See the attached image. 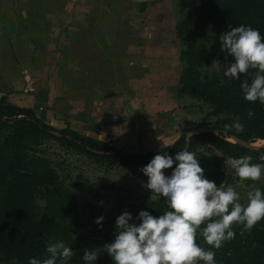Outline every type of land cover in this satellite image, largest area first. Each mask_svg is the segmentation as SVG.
Instances as JSON below:
<instances>
[{
	"label": "trees",
	"instance_id": "16d2710c",
	"mask_svg": "<svg viewBox=\"0 0 264 264\" xmlns=\"http://www.w3.org/2000/svg\"><path fill=\"white\" fill-rule=\"evenodd\" d=\"M28 1L25 6L32 9L41 23L54 8L45 6L48 0ZM171 1L137 3L138 13L134 19L158 33L152 39L153 44H158V51L148 50L147 53L158 52L156 55L161 54L164 61L150 65L149 70L155 72L158 66L167 68L158 75L173 77L169 94L176 99L196 102L183 108L187 113L198 110L203 114V108L207 111L196 125L181 117L172 131L178 137L166 150L130 153L113 147L111 141L81 135L68 126L55 129L44 123L34 109L10 103L7 95L0 97V264H28L30 257L46 258L47 244L57 240L64 241L74 251L68 264H84L85 249L92 248H100L96 264H112L102 247L114 239L119 215L128 211L135 219L142 210L154 216L168 210L165 198L149 199L151 190L145 187L148 178L140 171L157 153L174 156L187 146V150L200 159L205 177L215 181L217 186L231 185L238 191L237 186L243 184L264 190V177L255 182L241 180L227 164L229 157L245 155L252 157V163H264V146L249 148L230 140L235 137L248 145L264 140V104L244 99L240 88L246 78L244 75L240 80H228L209 70L217 54L221 65L233 62V58L221 50L218 39L227 30L244 24L259 29L264 35V0H200L177 23L172 19ZM99 15L89 13L87 17ZM141 15V19H137ZM125 24L130 26L129 20H125ZM140 27L135 30L143 33ZM44 32L37 28L32 31L36 36L30 39L41 53L45 51L40 43V34ZM139 42L142 45L139 51H143V42ZM168 68L169 74L165 72ZM249 111L253 115L249 116ZM237 122L243 125L242 131L236 130ZM196 130L205 131L192 134L187 142V134ZM55 146L65 158L56 151L54 155L59 158H52L49 150ZM67 156L83 158L106 173L113 169L124 170L129 177L142 178L145 184L96 187L88 178L73 181L69 171L66 172ZM171 171L166 170L167 174ZM79 194H82L80 198ZM107 197L114 201L115 214L113 210L106 212L103 207V199ZM100 216L104 219L98 225L95 221ZM233 230L235 238L213 249L217 264H264V220L251 230L244 229L243 225H233ZM197 243L210 247L199 235Z\"/></svg>",
	"mask_w": 264,
	"mask_h": 264
},
{
	"label": "crops",
	"instance_id": "0c3cea01",
	"mask_svg": "<svg viewBox=\"0 0 264 264\" xmlns=\"http://www.w3.org/2000/svg\"><path fill=\"white\" fill-rule=\"evenodd\" d=\"M8 7L0 12V22L3 19L4 24L0 28V97L7 95L10 103L34 109L44 123L58 130L68 126L76 131L79 123L87 125L81 120H91L90 124L97 126L103 135L99 140L111 141L113 147L123 150L128 141L134 139L164 141L163 145H167L162 150L176 140L178 134L167 131L151 112L152 107H161L158 109L160 117L166 121L164 114L173 110L164 109L165 103H170L164 93L173 86V77L158 75L165 70L164 66H158L159 70L155 72L149 70L150 65L164 62L161 54L156 55L158 52L147 53L148 50L158 51V44L152 41L158 36L154 28L141 23L142 33L126 26V34L133 38L124 40L117 36V23H110L105 18L101 20V15L87 17L89 13L99 14L93 5L84 14L85 20L60 22L59 19V36L55 39L52 35L55 18L51 21L48 17L55 12L53 9L41 23L29 7L16 13L14 8ZM6 10L10 11L7 15ZM129 10L124 12L132 13ZM15 14L19 15L15 18V32L10 36L11 33L7 35L10 29L7 26L11 25ZM37 28L45 30L48 35L44 33L43 55L30 41L36 36L32 31ZM136 36L139 40L134 39ZM13 40L15 51L12 52ZM139 41L143 42V51H139L142 46ZM169 71L168 68L165 72L169 74ZM158 95L161 106L155 103V99L150 100ZM88 109L92 110L91 114L86 113ZM150 127H154L152 131L145 130ZM149 134L152 137H148Z\"/></svg>",
	"mask_w": 264,
	"mask_h": 264
},
{
	"label": "clouds",
	"instance_id": "9594fccd",
	"mask_svg": "<svg viewBox=\"0 0 264 264\" xmlns=\"http://www.w3.org/2000/svg\"><path fill=\"white\" fill-rule=\"evenodd\" d=\"M218 39L221 50L233 62L221 65L214 60L211 68L228 80H240L244 75L240 84L244 99L264 104V35L241 24ZM248 114L253 115L251 111ZM235 128L242 131L243 125L237 122ZM251 161L252 157L245 155L229 157L227 164L241 180L259 181L264 177V163ZM168 169H172L171 174H167ZM140 171L148 178L145 187L151 190L149 199L165 198L168 210L159 216L142 210L135 219L128 211L119 215L114 239L102 247L112 264H217L213 249L235 238L233 225L251 230L264 220V190L253 187L247 193V203H242L240 193L231 185L217 186L207 179L200 159L187 149L174 156L157 153ZM103 219L100 216L95 222L101 225ZM198 235L210 247L200 246ZM45 251L46 258L30 257L28 264H68L74 255L72 247L62 240L47 244ZM100 255L98 248L85 249L82 260L96 264Z\"/></svg>",
	"mask_w": 264,
	"mask_h": 264
},
{
	"label": "rangeland",
	"instance_id": "374dc122",
	"mask_svg": "<svg viewBox=\"0 0 264 264\" xmlns=\"http://www.w3.org/2000/svg\"><path fill=\"white\" fill-rule=\"evenodd\" d=\"M156 1H158V0H155V2ZM28 2H29L28 0H0V12H1V10L6 9V7L9 6L8 8H12V10L14 8L15 13H16V11H18V10L20 11L24 7H27L25 5ZM138 2L139 1H136V0H48V3L45 6L50 5V6L54 7L53 10L55 12L50 13L48 15V17L51 19V21L54 20L52 18H55L53 28H55L56 30L54 29V34H52L55 39H57V37L59 36L58 29L60 28L59 23L61 21L69 22V21H72L71 19H73L74 21H75V19H79V20L81 18L84 19V14H86L89 11L90 7L94 5L95 7L98 8L99 14L102 17H104L106 21H110V23H117L116 28H115V30L117 32V36L118 37L122 36L123 39L125 40V39L133 38V37H130L126 34L125 27L128 25L125 24V20H129V23H130V26H132V29L140 28V25L142 23L141 20H135L134 19V16L138 13V11H137V3ZM195 2L197 3V0H182V1L181 0H172L171 1V13H172V19H173L174 23L179 22L181 19H183L188 14L191 7H193L195 5ZM128 9H130L129 12H132V13H127ZM124 11H127V12H124ZM4 12L7 15L10 11L6 10ZM18 15L19 14L13 15L14 16L13 21L11 22L12 27L10 24L7 23L8 24L7 27L10 28L8 30L9 33L7 35H9L11 33L10 36H12L13 33L15 32V21H16L15 18H17ZM126 17H129V18L126 19ZM59 19H60V22H58ZM140 19H141V17H140ZM3 25L4 24H3V19H2V21L0 22V28ZM44 33L40 34V38H42V40H41L42 42L40 41V43H44L46 41V39L44 38ZM7 35H6V39L8 38ZM45 35H47V33H45ZM138 37L139 36H136V37H134V39H139ZM1 40H2V38H0V42H2ZM7 42H9V40ZM35 44L38 45L37 42ZM12 45H13V48H12L13 49L12 52H13V51H15V40H13ZM42 55H43V53H42ZM217 55H216V57H214L213 61L219 60L221 62L220 57ZM14 63H15V61H14ZM211 69L212 68L210 66L209 70H211ZM164 94H165V96L167 95L166 97H169V101H170V103H168V105L165 103V105H166L165 107H167V108L164 107V109L165 110H167V109L172 110L173 109L176 112H174L172 110L169 113L168 112H166V114L163 113L164 116L167 118V120H166L167 122L165 120L162 121V118L160 117L161 113L159 112V110H161V107L160 108L158 107L159 110L157 108L155 109L154 107H152L151 112L155 116L154 119H156V121L158 120V123L163 124L161 126H163L164 128L166 127V130L169 132L173 131V129L178 125L181 117L190 121L191 124L196 125L199 121V118L207 111L206 108H203V111H204L203 114L199 113L198 110H192L191 114L189 112L187 113L185 110H183V108L184 107L185 108L190 107V105H192V103H196V102L188 101L186 99L185 100L184 99H176L171 94H169L168 91ZM152 99L153 100L155 99V103H157V104L159 103V106H161L160 102L157 100V99L161 100L160 95H158L156 97L155 96L150 97V100H152ZM141 102L143 104V101H141ZM145 102H147V101H145ZM142 112H144V111H142ZM86 113L91 114L92 110L89 111V109H88V111ZM175 114H177V116ZM145 115H146V113H145ZM149 115H151V113H149ZM146 119H148V118H146ZM146 119H144V120H146ZM81 121H85V123H87V125H80V123H79L78 126L76 125L77 127L75 128V130H76L75 132H77L81 135H85V136L94 138V139H98V140L103 136L101 131L97 128V126L90 124L91 120L84 119ZM153 128H151V129L148 128L145 130H151L152 131ZM148 137H152V136L150 135ZM141 140L142 139H139V141H136L135 139H134V141L129 140L128 144L124 147V150L127 152H130V153L145 154V153L156 151V150H162V149H164L163 147H165L167 145L166 143H164V145H163L164 141H156V139H152V138H148L147 139L148 141H146V142H142ZM167 143H169V140ZM263 144H264V140L263 141H257L253 145L254 146H261ZM49 151H50L49 153H52L53 159L59 158L56 154L54 155V151H56V153H58V155H60L62 158L66 157L62 151L58 150L57 146L53 147ZM66 159L68 160V163H69V168L66 169V172L69 171L73 181L81 180V179L83 180V179L88 178V179H90V182L95 183L96 187H100L102 185H107V184H109V185L114 184L116 186H120L124 183H131L134 186L137 183L140 185L145 184L143 182L144 180L142 178L139 180H136V178H134V176L129 177L127 175V172L124 170H123V172H121V171L118 172L116 169H113L110 172L106 173L98 165L91 164V163H89V161L83 160V158H78L75 156H73V157L67 156ZM253 187H255V186H253ZM253 187H251V188L246 187L243 184L240 186H237L238 192L240 193V196H241L242 203H245V204L247 203V193L250 190H252ZM81 195L82 194L78 195L79 198L81 197ZM107 198L103 199V207H104L106 212H110L113 210L114 214H115L116 210L114 207V201L112 198H108V199ZM99 249L100 248H98V251H99Z\"/></svg>",
	"mask_w": 264,
	"mask_h": 264
},
{
	"label": "water",
	"instance_id": "95a60500",
	"mask_svg": "<svg viewBox=\"0 0 264 264\" xmlns=\"http://www.w3.org/2000/svg\"><path fill=\"white\" fill-rule=\"evenodd\" d=\"M136 1H147V0H136ZM149 1H150V0H149ZM199 1H200V0H197V3H199ZM203 131H205V130H196V131H193V132L188 133V134H187V137H186L187 142H188V140H189V137H190L192 134H194V133H198V132H203ZM209 131L214 132V133H217V131H215V130H209ZM55 135H58V134L55 133ZM230 140H231L232 142H238L239 144H241V145H243V146H246V147H249V148H259V147H261V146H264V144L261 145V146H254L253 144L248 145V144H246L245 142H242V141L236 139L235 137H231ZM186 149H187V146H186Z\"/></svg>",
	"mask_w": 264,
	"mask_h": 264
}]
</instances>
